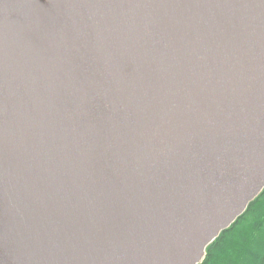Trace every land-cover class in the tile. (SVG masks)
Wrapping results in <instances>:
<instances>
[{"label": "water", "instance_id": "obj_1", "mask_svg": "<svg viewBox=\"0 0 264 264\" xmlns=\"http://www.w3.org/2000/svg\"><path fill=\"white\" fill-rule=\"evenodd\" d=\"M264 190V0H0V264H201Z\"/></svg>", "mask_w": 264, "mask_h": 264}, {"label": "trees", "instance_id": "obj_2", "mask_svg": "<svg viewBox=\"0 0 264 264\" xmlns=\"http://www.w3.org/2000/svg\"><path fill=\"white\" fill-rule=\"evenodd\" d=\"M201 264H264V190L209 245Z\"/></svg>", "mask_w": 264, "mask_h": 264}]
</instances>
